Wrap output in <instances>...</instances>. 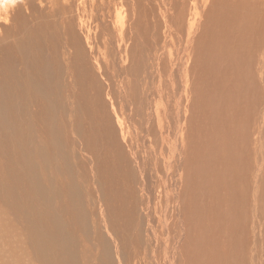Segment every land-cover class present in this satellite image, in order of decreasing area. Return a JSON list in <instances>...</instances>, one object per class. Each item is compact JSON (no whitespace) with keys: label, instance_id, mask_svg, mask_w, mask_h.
Returning a JSON list of instances; mask_svg holds the SVG:
<instances>
[{"label":"bare ground","instance_id":"obj_1","mask_svg":"<svg viewBox=\"0 0 264 264\" xmlns=\"http://www.w3.org/2000/svg\"><path fill=\"white\" fill-rule=\"evenodd\" d=\"M33 1H35V0H27V1L25 0V3L18 4L16 6V8L14 9V11L11 13V21L13 20L12 22H14L13 27L18 26L17 27L18 31H16V32H18L17 34H15L16 32L11 34L12 32L10 30H8L9 32L6 33V31L8 29V27L4 26L6 24L2 25V23H1L2 26L0 25V27L2 28V30L0 31V64H3V67H1V73H0V130L2 132H3V127L7 126V125H5V121H8V123H9L8 127H9V129L12 130V133H14V131L17 130V128L19 127L18 122H19L21 116L23 115V109L25 107V106L22 107L19 104V106L22 107V108L20 107L21 110H19V113H20L19 114L17 103L20 100L19 96L21 97L22 91L20 89L21 78L19 80L20 75H19V71H17L15 68V65L17 62L15 60L21 59V63L23 65L22 67L24 68V71L23 72L21 71V72L23 74H25V77L23 76L25 78V81H24L25 86H28L32 92H35L36 95H34V96H37L38 98H40V100H42V102H43V100L46 102L45 99H48L47 96H49L48 94L51 92L50 89H51V86L53 85L52 83L54 81L56 82V80L59 77L58 76L56 78L57 74L58 73L63 74V72H66L65 76H68V79L67 80L63 79L64 81H66V84H63V85L66 86L67 88H68V85H70V87L68 89H70V92L73 91V93H70L71 98L73 96V99L77 100L76 103L73 101L74 107H73V110L71 111V113L73 115H76L78 110L82 111L84 113L83 117H84L85 124H86L85 128H83V129L79 128V132L81 131L80 139H82V145H81V148L79 149V152L80 153L83 152L86 154L89 152V150H91V147H93L94 149L97 148L98 145H96L95 142L98 143L99 141H102V144H103L102 148L104 149L105 152H107V154L105 156H103V160H102V162L99 163V165L102 166V164H104L105 166H107V168H109V170H110L109 176L110 175L115 176L116 173L118 171H121V170H122L121 172L123 173V175L125 177L128 176L127 174L130 171L132 161L138 163V156H139V149H140L139 148L140 147L139 140H142V139H140V135H139V137L133 138L131 131H126L127 133L126 132L123 133L124 131L122 130V125H124V124L122 123L121 117H119V114L117 113V110H116L117 107H116V103L114 100V93L110 90L102 92V89L100 87L103 84L101 86L99 85L100 86L99 87L98 83H97V76L98 75H96V73L100 71L102 63L100 65L99 61L97 60V57L96 58L92 57L93 49H94L93 48V40L98 38V33H100L101 36L108 35V38L106 39V41H108L109 43L112 44L113 43V39H112L113 34L111 32V34L109 35V30H111V31L113 30L114 33L115 32L117 33V35L120 34L121 33L120 30H122L123 24L125 23V19L127 17L129 19L128 20L129 24L128 23L127 24L130 27V30H128L129 31V40L128 41H130V49L129 50L133 55V60H132L130 67L135 66L133 68L134 70H131L132 72L137 71L135 69H137L139 67V65L136 64V60H135L136 51H137L138 57L143 58L145 55H148L150 60H151V69L156 68L157 69L156 72L160 71L161 66L163 65V64L161 65V62H162V60H165V59H163V55H164L163 49H164V47H166L168 45L167 40H165L164 43L161 44V46H160L161 49L158 47V41H159L160 37L162 36L160 33L162 32V34L164 33V35H165V33L167 32L166 34L169 35L170 33L173 32L174 29H176L177 31L180 29V30H182V33L183 32L186 33V42H187L188 46L191 47V49L194 52H199L201 54L205 53V55L208 54L207 56H210L212 58L211 59V65H210L211 72H209L210 71L208 69L209 66L206 64L208 72L211 75V76L210 75H208V76L211 77V80H210V78L205 76L206 78L209 79V84H210V86L207 87V89L211 87L210 89H208V90H211V92H210L211 94L209 97L213 101V105H212L213 109H211V111H210L211 117H216L218 115H222V117H224L225 116L224 114H226L225 111H228V109H224L225 107H227V106L224 107V105H226L227 102H226V104H224L222 106L221 103H217L218 101L216 99H214L215 98L214 95L216 96V93L224 94V90L228 86L233 85V84L238 83L237 87H238V85L240 87L241 82H244V81H246V84H248L247 90L249 92H256L258 96L261 95L263 97L262 98L260 96L263 99V100H260V102H261V104H263L262 109H264V88H263L261 94H259V92H258L259 86L264 87V78L262 77V72H261V67H260V59L264 57V0H201V4H199L197 2V0H192V1L174 0L173 2L171 0H165L166 10H164V12H161V20L159 17L156 16L157 10L153 6V4H154L153 0H152V4H150V5H148V3H147V7H146V4H142V0H119V3H117L118 0H68V1L67 0H44L47 3L51 2L49 5H47V3L43 1L44 3H46V5L45 4L44 5L47 8L43 7L44 5L41 6L42 5L41 1H38V3H36L35 5H34ZM148 1L151 3V0H148ZM161 1L163 3V0H161ZM189 2H190V4H189ZM176 3H178V5ZM118 4H120V5H118ZM90 5H96V8L94 9L95 10L94 12H92V10L90 11L87 9L88 11H90V14L87 15L86 14L87 11H86L85 7H87V6L89 7ZM53 7H54V9H53ZM44 8H46V9H44ZM55 11H59V13H61V17L59 18L60 20L59 21L57 20L58 22L52 18V15L54 13L55 14L57 13ZM168 11H169V13H171L170 15L168 14ZM159 12H160V10H159ZM85 15L88 17L85 18ZM57 17H56V19H57ZM90 17H91V20H89ZM93 19H97V20H93ZM123 20H124V23H123ZM26 21H29V24ZM92 22H94V26H92L93 28L89 25ZM162 28H163V30H162ZM194 32H196L195 33L196 36H194ZM1 33L3 35H1ZM117 35H116V37H117ZM118 38H117V41H118ZM165 38H167V37H165ZM119 39H121V38H119ZM128 41L126 40V42H128ZM147 42H148V45H147ZM106 44H108V43H106ZM116 47H117V54H121V52L120 53L118 52V50L121 49L120 44L118 43V45ZM123 49H125V48H123ZM95 51H96V49H95ZM121 51H124V50H121ZM125 55L127 57L126 52H125ZM88 56H90L92 60ZM126 57H124V60H122V56L120 57V60H121L120 62L122 65L125 63ZM200 62H203L202 58H201ZM171 64H172V62H171ZM190 65L192 66V64H190ZM206 65H205V67H206ZM244 66L247 67L245 69V71H244ZM241 67H243V68H241ZM102 68H103V65H102ZM145 68H146V66L143 67V69L141 70L143 73H146L145 71H143V70H146ZM207 69H205V70L207 71ZM151 71H149L147 73H150ZM199 71H200V69H199ZM116 72L118 73V71H116ZM208 72H207V74H208ZM226 73H231L233 75L235 74L236 76L235 75L234 76L237 78V80L233 79L234 81H232L231 78L230 79L227 78L228 76L226 77ZM245 73H246V75L244 76L245 77V80H244L243 74H245ZM119 74H121V73H119ZM161 75H163V73ZM242 77H243V81L241 80ZM124 78H126V77H124ZM124 78H120L118 81L119 83L116 84L120 88L124 87V84H123ZM174 78H175V76H174ZM177 78H178V75H177ZM182 78H184V76H182ZM206 78L204 81H205V83H208V82H206L207 81ZM54 79H56V80H54ZM152 79H154V78H152ZM22 80H23V78H22ZM182 80H184V79H182ZM183 82L184 81H182L181 83H183ZM173 83L174 82H172V85H173ZM197 84H198V82H197ZM203 85H205V84H203ZM53 86H55V85H53ZM145 86L146 85H144V87H143V91H144ZM179 86L182 87L181 85H179ZM207 86H208V84H207ZM150 87H151V85H150ZM203 87H205V86H203ZM116 88H118V87H116ZM174 88H175V86H174ZM231 88L232 87H230V90H231ZM244 88H245L244 89V91H245L247 87H244ZM159 89H160V87H159ZM26 90H27V87H26ZM74 90H76V92H74ZM189 90H191V89H189ZM247 90L245 91V93H247ZM31 91H30V94H31ZM126 91H127V89L125 91H120V95L125 94ZM232 91H234V90H232ZM24 92H25V90H24ZM141 92H142V90H141ZM146 92L144 91V93H146ZM154 92L152 94H154ZM163 92H159V96L157 94L158 100H161V99H163V97H165L166 98L165 105L167 104L168 106H173L175 104L176 108H178V104L180 103V99H182V95L178 94V91H173L171 93H167V92L163 93ZM234 93L236 94V92H233V93L230 92L229 93V91H228L227 94H228V96H230ZM133 94H137V93L134 92ZM27 95L25 93V96H27ZM234 95H232V96H234ZM29 96L30 95H28L27 97H29ZM144 97H145V95H143L142 101L144 100ZM188 97H189V95H188ZM221 97H223V96H221ZM31 99L33 100L32 96H31ZM31 99H29V100H31ZM232 99H236V98L231 97V100ZM29 100L28 101L26 100L27 102L26 101L25 102L28 104V102L30 103ZM238 100H239V98H238ZM20 101H23V100L21 99ZM149 101H150V98H149L148 102ZM234 101L236 102V100H234ZM25 102H24V105H25ZM34 102H35V100H34ZM34 102L32 101V104ZM120 102H121V104L118 103L120 105L119 110H120L121 114H125L126 109H125V106L122 102V98H120ZM240 102L241 103H238V104H242V101H240ZM255 102H256V100H255ZM130 103H132V105L128 106L127 117L129 119V122H131V127L134 129V132H135L138 130V128L136 129L135 124L137 121L142 120L141 118H143L142 117L143 112L141 113V115L138 118H136L135 113H134V109H132V108H134L133 107L134 102L131 100ZM161 103H162V100H161ZM144 104L146 105V102ZM238 104L234 103L233 105H235V107L237 108ZM165 105H162V111L164 112V110H165L167 117H168L166 119L164 118V115L161 114V112L158 113V109L160 107H155V110L153 109L151 111H150L149 106L147 108H145L147 110V113H148V118H146L147 119V123H146L147 125L145 127L146 134L143 136L142 146L143 145L146 146L145 145L146 142H144V141H145V139H147V140H149V147H147V148L145 147V150H143L144 158L142 159L143 162H141V163H144V165H145V163H147L148 166H147V169H146V167L144 168V166H141V167L138 166L139 170H138V168H136L139 171L138 173H139L140 180H141L139 182V187H138V190L140 191V198H137V199L129 198V195H130L129 194L128 196H126L127 197L126 199H128L130 204L134 203L133 201L139 200L141 202V208H142V205H144V210L146 212L147 219H148V226H146V227H144L138 231V233L143 237L144 242L149 243V242L154 240L155 244H157L159 239L162 240L160 242L162 247H155L152 249L153 250V251H151L152 258H151V261L149 262V264H188L189 262L186 260L187 256H186L185 252L183 251V247H185L186 244L190 243V241L188 242L189 236L187 237L188 228H187L186 221L189 222V220H188L186 210L192 211L193 213L196 212V214H199V210L204 211L205 214L207 212L211 213L210 210H212V211H213V209L216 210V206H217L216 204L217 203L215 201L211 203L212 198L205 197V198H198L195 206H193L194 205L193 201H189V208L186 210L182 206L181 199L184 200L185 198H180V195L182 194L181 187H182V184L185 182L186 172L188 171L187 169L189 166L188 165V162H189L188 155L189 154L187 155V153H188L187 149L189 147L186 148L187 145H186V143H184V138L181 136L182 135V132H181L182 128L178 124L179 122H178L177 114L172 113V111H171L172 109L170 107L167 108ZM217 105H221L223 108L219 107ZM208 107H209V105H208ZM239 107L240 106H238L237 109H240ZM244 107H245V105H244ZM143 109H144V107H143ZM251 109L252 108H250V110ZM205 110H207V109H205ZM152 111H154L155 114H153ZM165 112H164V114H165ZM202 112H205V111H202ZM207 113H208V110H207ZM152 115H153V117H152ZM242 115H243V113H242ZM253 115H252V118L256 114L254 116ZM263 115L261 113V116H263ZM112 116L114 119L111 118ZM154 117L156 118L155 121H154V119H155ZM189 117H191V116H189ZM229 117L232 118L231 116H229ZM111 119L115 120V122H116V125H117L118 130H119V135H120L119 137H121V142L124 143L123 144L124 146L118 140L119 138L116 137V132H115L116 129L114 128ZM21 120H22V118H21ZM164 121H166V123H164ZM258 121H259V119H258ZM254 122H255V120H254ZM140 123L141 122H139L138 124H140ZM142 123H144V121ZM163 123L165 124V127L163 126ZM201 123L202 122H200V124ZM156 124H157V126L160 127V128H158V129H160L159 142L157 140H154L155 139L154 138L155 133L152 131L154 125H156ZM197 124H199V123H197ZM197 124H196V126H197ZM212 124L215 125L214 122H212ZM235 124H236V122H235ZM238 124H240V122ZM257 125H258V123H257ZM91 126H94V130L93 129L91 131L86 130V128H89ZM144 126H145V124H144ZM201 126H202V124H201ZM192 127H190V128L192 129ZM222 127H223V130H226V126L223 125ZM19 128L24 129L22 124H21V127H19ZM163 128H164V130H163ZM9 129L7 128V131ZM25 129H26V127H25ZM188 129H189V127H188ZM199 129H200V127H199ZM185 131H187V130H185ZM195 131H194V133H195ZM197 132H199V131H197ZM204 132H205V130H204ZM261 132H264V131H261ZM17 134L20 138L18 139V137H16L17 135H15V137H16V139H18V144H19V148L21 150V154L23 153V156L20 154V159L23 162H25L28 157L31 158L33 155H35V153L32 151V154L30 156V152L27 149V148H29L28 143H30L29 140L27 141V139H26L27 136L29 135V134L27 135V131L26 130L18 131ZM188 134H189V132H188ZM9 136H11V134ZM147 136H149V139ZM201 138L203 139L201 141V144H202V142L204 141V138H203V136ZM217 138H219V137H217ZM257 138H258V136H257ZM60 139H62V138H60ZM102 139H104L105 141H103ZM208 139L209 138H207L206 140L208 141ZM258 139H260V138H258ZM151 140H154V141H151ZM4 141H5V139H4ZM195 141H197V140L195 139ZM195 141L193 143H196ZM198 141H199V139H198ZM257 141H259V140H257ZM6 143H7V141H6ZM60 143H62V142H60ZM63 143L65 144V141ZM198 143H200V141ZM21 144H22V146H21ZM37 147H39V146H37ZM218 149H219V147H218ZM250 149L251 148H249V150ZM254 149H255V147H254ZM257 149H258V147H257ZM2 150H3V144L0 145V151L2 152ZM38 151H40L44 156H47L46 153L48 151L47 152H45L43 150L42 151L38 150ZM1 152H0V155H1ZM258 152L260 153L261 151H258ZM205 153H206V151H205ZM208 153H211V152L209 151ZM259 153H258V155L256 154V160L258 161L257 167H254V169H253L252 167L247 166V167H249L250 170L252 168V170L249 172H250V174H252V176L256 182V188L253 191L257 194V198L255 196H253V198H250V199L248 198L245 202V210L242 209L243 211H240L241 213L238 216H234V215L231 216V219H235L234 222H236V220L240 221L239 224L237 223L239 226L236 227V224H235V226L233 225V228H235L237 230V232L239 231L238 235H239V233L241 234V236L239 235V237L236 238V241L234 243L239 244L241 247H245V249H243V250H246V253H245V251L242 253H245V255L247 254L246 259L239 258L240 260H237L238 264H259L261 261L264 262V256L260 255V252H258V254H256V252L254 251V250H256L257 247H259L262 236L264 234V231H263L264 223L263 222L256 223L253 221V217H254V214L256 211V205L255 204L258 203V200L264 202V193H263L264 186L260 184L263 170L259 169ZM250 154H252V153H250ZM253 154H254V152H253ZM244 155H243V157H244ZM252 156H254V155H252ZM246 157L247 156L245 155V158ZM216 158H218V157H216ZM216 158H213L209 155H204L198 161V163H206L207 164L205 166L207 169L206 175H208L212 171V169H213L212 162ZM248 158H246V159H248ZM251 158L250 159L252 161L253 157H251ZM84 159H86L90 163H94L95 161H99L97 155L96 156L95 155H86L83 158V161H84ZM99 159L101 160V158H99ZM250 159H248V160L251 164ZM260 160H262V159H260ZM234 161H232V162H234ZM238 162H240V161L238 160ZM234 163H236V161ZM247 163H248V161H247ZM261 163H262V161H261ZM66 164H67V162H66ZM226 164H228V163H226ZM237 165H239V164H237ZM229 166L227 165V167H229ZM240 166H243L242 163L240 164ZM227 167L224 170L227 171V174L229 176L233 174V176L235 178L236 175H234V174H237L238 172L237 173H235V172L238 171V169L240 170V168H238V166H237V168L235 169V172L233 171V173H230L229 172L230 167L228 169H227ZM28 168L31 169V166ZM197 169H198V167H197ZM197 169H196V171H197ZM199 169L203 170V167H199ZM241 169H242V167H241ZM218 170H219V168H218ZM101 173H103V172H101ZM241 173H243V172H241ZM220 174H222V173H220ZM246 174H248V173H245V175ZM194 176H196V175L194 174ZM197 176L199 178V175H197ZM219 176H221V175H219ZM233 176H231V177H233ZM187 178H189V177H187ZM223 178H222L223 180H226L225 177H223ZM247 178L249 179V176ZM211 179H212V177H211ZM33 181H35L34 184H36V185L34 186V188H31V191L34 192L36 190L39 195H43L44 190L38 185V183L40 184V179L35 178L31 182H33ZM107 182H108V180L104 182V184L101 188V196L102 197L101 196L99 197V198H108V195H110L109 200H107V199L102 200V205H104L103 207L100 204L101 209L104 212V217H103V222H102L103 226H104L103 228H105V231L111 237L115 236V239L117 240V243H115V247H116L115 253L117 256H119V254H120L121 255L120 258H125L123 261V264H125L126 262H127L126 264H137V260L140 258H144V256H142V255L147 254L146 253L147 248L146 247H144V248L135 247L132 249V253H131L132 256H129L127 254L128 253L127 248L124 247V244L126 241V236L123 235L124 232H123V229H121L122 228L121 224L118 223L120 217H118V214H115L116 210H119V209L126 207L127 202L124 200V198H119L120 200L118 198H112L113 196L107 192ZM187 182H189V181H187ZM247 182H248L247 185L250 184L249 181H247ZM226 183L223 182V183H220V185L222 184L223 186H226ZM157 184H161V185L159 187H155ZM18 185H19V183H18ZM227 185H229V184H227ZM234 185L235 184H233V187H232L233 190H234V187H236ZM247 185L246 186L244 185V186L247 187ZM202 186H201V189H202ZM237 186H239V185H237ZM2 188H3V186H2ZM183 188H184V186H183ZM214 188H215V186H214ZM10 189H11V185H10ZM203 189H205V188H203ZM199 190H200V188H199ZM36 191H35V193H36ZM134 191H135V189H134ZM246 191L250 192L251 190L246 189ZM136 192H138V191H136ZM207 192H209V191H207ZM212 192H214V191H212ZM230 193H231V191H230ZM243 193H245V189H244ZM113 194H115L118 197H122V195H119L115 192H113ZM209 194H210V192H209ZM245 194H243V195H245ZM250 194H251V192H250ZM197 195H196V197H197ZM211 195H212V193H211ZM142 196H143V198H145V202H144V199L142 198ZM213 197H214V194H213ZM216 197L218 198V196H215V198ZM219 197H220V195H219ZM246 198H247V196H246ZM218 199H220V198H218ZM22 201H24V200H22ZM233 201H235V200H233ZM183 202L185 203V201H183ZM15 204H17V203H15ZM230 204H231V202H230ZM108 205L110 208L106 209V207H108ZM115 205H118V206L115 207ZM246 206L249 207V211L247 213H246ZM233 207H235V206L233 205ZM167 208H168V210H167ZM192 208L195 209V212ZM132 210H133V208H132ZM127 211H128V209H127ZM166 211H167V214L171 218V221H170L168 227H167V223H166ZM222 211H223V209H222ZM82 213H83V210H82ZM216 213H217V211H216ZM212 214H215V213L213 212ZM239 216H241V217L239 218ZM183 217H185V219ZM211 218L212 217L210 215L205 218L206 220H208L205 223V226L207 227V231L202 232L199 230V233H203V236L206 235L207 240L209 241V244H208L207 248L205 247L207 250L204 252V255L198 254V259H208L209 261L207 264H216V261H217L216 255L214 253L212 255V251H211L212 250L211 240L213 241L214 225L219 226L218 225L219 222L215 223V222H217L216 219H215L216 220L215 222L213 221L214 220L213 218H215V217H213L212 219ZM37 220L35 221V223L33 222L34 225H36V227H38L37 226ZM55 220H56V218H55ZM47 223H49V222H47ZM70 223H71L70 221L67 223H64V226L67 227V225ZM78 223L73 221V224L79 225ZM38 224H41V223H38ZM118 226H120L121 228H119ZM103 228H101V229H103ZM218 229H219L220 233L222 234L220 227H217V231H218ZM47 230H40V233L46 234L48 232V235H49L50 232H54L56 237H55L54 241H52L51 244H49V245L46 244L43 246L42 245L37 246L38 242H37V244H35L36 242L35 243L33 242V244H35L37 246V254L39 255V257H41V255L44 254L43 257H45V260H46L45 264H56L57 261H55V257L60 255L64 260V262L63 261H62V263L60 262L61 264H74V262L72 263V260H74L75 257L73 255L69 254L70 251H73V245L71 246V245L65 244L66 241L70 242L72 237H73V235L70 233V231L65 230L62 225L58 226V228H55L53 231H47ZM67 232H68V234H67ZM142 233H143V235H142ZM230 235L232 237V233H230ZM190 236H191V234H190ZM218 236H220V235H218ZM98 237H100V236H98ZM112 238H114V237H112ZM193 238H195V237H193ZM58 239H64L65 242L63 244L59 243L60 241L58 242ZM196 239H197V237H196ZM207 240H205V241H207ZM220 240H222V239H220ZM220 240L218 241L216 239L215 243L218 245H222V241H220ZM197 241L195 240V242H197ZM227 245H228V247H231L232 245H234L233 244V238H231L230 241H227ZM124 248H125V251L127 254L126 256H124V253H123ZM120 249L123 250L121 253H120ZM68 250H70L69 253H68ZM202 250H204V248H202ZM101 251H102V255L104 257H106V263H108V261H109L108 245L103 244V246L101 247ZM190 252H191V250H190ZM191 253H193V252H191ZM194 253H193V256H194ZM190 256H192V255H190ZM235 256H236V253H235ZM189 260H190V258H189ZM231 260H233V259L231 258ZM194 261H192V264L194 263ZM227 261H228V263L231 262L229 259ZM234 261H235V259H234ZM138 264H146V262H142V263H138ZM189 264H191V263H189ZM219 264H221V263H219Z\"/></svg>","mask_w":264,"mask_h":264},{"label":"rangeland","instance_id":"obj_2","mask_svg":"<svg viewBox=\"0 0 264 264\" xmlns=\"http://www.w3.org/2000/svg\"><path fill=\"white\" fill-rule=\"evenodd\" d=\"M38 1L42 2L41 6H43L44 4L46 5V3H47L44 0H35V1H33L34 5L36 3H38ZM43 1L46 3H44ZM171 1L173 2L174 0H171ZM189 1H192V0H189ZM197 2L199 4H201V0H197ZM50 3L51 2L47 3V5H49ZM117 3H119V0ZM147 3H148V5L152 4V0H151V3L148 0H142V4H146V7H147ZM153 3H154L153 6L157 10L156 16L159 17L161 20V12H164V10H166L165 0H163V3L161 0H155V1L153 0ZM176 4L178 5V3H176ZM189 4H190V2H189ZM45 5L43 7H46ZM118 5H120V4H118ZM90 6L85 7L86 11H87L86 12L87 15L90 14L91 10H92V12L95 11L94 9L96 8V5H90ZM46 8H44V9H46ZM53 9H54V7H53ZM87 9L90 11H88ZM159 10H160V12H159ZM55 12H57V13L56 14L54 13L52 15V18L55 19V21H57V20L59 21L60 20L59 18L61 17V13H59V11H55ZM168 14L170 15L171 13H169V11H168ZM54 15L56 17L58 15L59 16L56 19V17ZM87 17L88 16L85 15V18H87ZM89 20H91V17L89 18ZM93 20H97V19H93ZM128 20H129L128 17L125 19V23L123 20V23H124L123 28H122V30H120V32L122 34L120 33L117 35V33L116 32L114 33L113 30L112 31L109 30V35L111 34V32L113 34V37H112V39H113L112 44L113 45L111 43H109L108 41H106V39L108 38V35L101 36L100 33H98V38L93 40V48L94 49H93V54H92V57H95V58L97 57V60L99 61L100 65H101V63L103 65V68L101 65L100 71L96 73V75H98L97 76L98 86L99 85L101 86L103 84L101 87L99 86L102 89V92L110 90L114 93V100H115L116 107H117L116 110H117V113L119 114V117H121L122 123L124 124V125H122V130L124 131L123 133H125L126 131H131L133 138L139 137V135H140V139H142V140H139V142H140L139 148L140 149H139L138 163L132 161L130 171L128 172V174H127L128 176H126V177L121 172L122 170L118 171L115 176L114 175L109 176V173H110L109 168H107V166H105L104 164H102V166L99 165V163L102 162V160H103V156H105L107 154V152H105L104 149L102 148L103 147L102 141H99L98 142L99 144L95 142V144L98 145L97 148L99 150L97 148L94 149L93 147H91V150H89V152L86 154L83 152L82 153L79 152V149L81 148V145H82V139H80L81 131L79 132V128L80 129L85 128L86 124H85V120L83 117L84 113L82 111L78 110L76 115H73L71 113V111L73 110V107H74L73 101L76 103L77 100L76 99L74 100L73 96L71 98L70 93H73V91L70 92V89H68L70 87V85H68V88L63 85V84H66V81H64V80L68 79V76H65L66 72H63V74H61V73L57 74L56 78L59 76L58 79L57 80L54 79V80H56V82L54 81L52 83L56 87L53 85L51 86V89H50L51 92L48 94L49 96H47L49 100L45 99L46 102L44 100L42 102V100H40V98H38L37 96H34V95H36L35 92H32L28 86H25V83H24L25 74L22 73L24 71V68L22 67L23 65L21 63V59L15 60V61H17L15 68L17 71H19V75H20L19 80L21 78L20 89L22 91V94H21V97L19 96V98H20V100L22 99L25 102L26 100L28 101L29 99H31V96H32L33 100L32 99L31 100L33 102L35 100L36 103L34 102L33 103L34 105H33L31 100H29L30 103L28 102V104L26 103L27 102L26 101L25 105H24V102L20 101V100L19 101L21 103L19 101L17 103L18 113H19V110H21V108L23 106H25L23 109V115L21 116L22 120L20 118V120L18 122L19 127H21V124H22L24 129L18 127L17 130L14 131V133H12V130L9 129V127H8V124H9L8 121H5V125H7V126L3 127V132L0 130V145L3 144V150H2V152L0 151L1 152V155H0V264H45L46 260H45V257H43L44 254L41 255V257H39V255L37 254V246H39V245L43 246L46 244H48V245L51 244V242L54 241L56 235L54 232H50L49 235L47 232L46 233L47 235H46L45 233H40V230H47L48 229L47 231H53L55 228H58V226H61V225L64 227L65 230H69L70 233L73 235L70 242L69 241L65 242L64 239H58V242L60 241L59 243L63 244L65 242V244H67V245H71V246L73 245V251L68 250V253L70 251L69 254L73 255L75 257L74 260H72V263L74 262V264H123V261L125 258H120L121 255L119 254V256H117L115 253V251H116L115 243H117L115 236H112V237H114V238H112L105 231V228H103L104 226L102 223L103 217H104V212L101 209L102 200L103 199L109 200L110 195H108V198H99V197L101 196V188H102L104 182L107 180H108L107 192L113 196L112 198H118V199L124 198V200L127 202L126 207L119 209V210H116V212H115V214H118V217H120L118 223L121 224L122 228L120 226H118V227L123 229V232H124L123 235L126 236V241H125L124 247L127 248V252H128L127 254L129 256H132L131 255L132 249L135 247H137V248L146 247L147 248V252H146L147 254L142 255V256H144V258L138 259L137 264L142 263V262H146V264H149V262L151 261V258H152V256H151V251H153L152 249L155 247H162L160 244V242L162 240L159 239L157 244H155L154 240L149 242V243L144 242L143 237L138 233V231L140 229L148 226V219H147L146 212L144 210V205H142V208H141V202L139 200L133 201L134 203L130 204L128 199H126L127 198L126 196H128L130 194L129 198H135V199L140 198V191L138 190V187H139V182L141 180H140L138 170H139V167H141V166H144V168L146 167V169L148 166L147 163H145L146 166L144 165V163H141V162H143L142 159L144 158L143 150H145V147L146 148L149 147V140H147V139H145V141H144V142H146L145 143L146 146H144V145L142 146L143 136L146 134V131H145V127L147 125L146 124L147 123L146 118H148V113H147V110L145 108H147L149 106L150 111H151L153 109L155 110V107H160L158 109V113L161 112V114L164 115L165 119L168 118L165 110H164L165 114L162 111V105H165L166 98L163 97V99H161L162 103H161V100H158L159 92H163V91L167 92V93H171L173 91H178V94L182 95V99H180V103L178 104V108H176L175 104L173 106H168L167 104L165 105L167 108L170 107L172 109L171 110L172 113L177 114L178 122H179L178 124L182 128L181 129V132H182L181 136L184 138V143H186V145H187L186 148L189 147L187 149L188 150L187 155L189 154L188 155V158H189L188 165L189 166L187 169L188 171L186 172L185 182L182 184V187H181L182 194L180 195V198H185V199L184 200L181 199V202H182L181 204L186 210L189 208V201H193L194 202L193 206H195L198 198H205V197L212 198L211 203L214 201L217 203V204L215 203L217 205L216 210L215 209H213V211L210 210L211 213L207 212L208 214L207 213L205 214L204 211H202V210H199V214H196L194 208H192V209L194 210L195 213H193L192 211L186 210L188 220H189V222H187L185 220L187 223V228H188L187 237L189 236L188 242L190 241V243L186 244V246L183 247V251L185 252V254L187 256L186 260L191 264H192V261H194V260L195 261L193 264H207L208 263V261H209L208 259H198V254L204 255V252L207 250L206 248L208 247V244H209V241L207 240L206 235L203 236V233H199V230L202 232L207 231V227L205 226V223L208 220H206L205 218L209 215L212 218L215 217V218H213L214 222L217 220V222H215V223L219 222L218 223L219 226L214 225L213 241L211 240V247H212L211 251H212V255H213V253L216 255V258H217L216 264H219V263H221V264H235V263L238 264L237 260H240L239 258L246 259V257H247L246 256L247 254L245 255L246 250H243V249H245V247H241L239 244L234 243L236 241V238H238L239 235L241 236V234L239 233V235H238L239 231L237 232V230L235 228H233V225L235 226V224H236V227L239 226L238 224L240 221L236 220V222H234L235 219H231V216L232 215L238 216L241 213L240 211L245 210V202L248 198L249 199L253 198V196H255L257 198V194L253 191L256 188V182H255L252 174H250L249 171H251L252 168L254 169V167H257L258 161L256 160V154L258 155V153H259L258 151H261L259 153V169L263 170L260 184L264 186V166H263L264 165V162H263L264 161V158H263L264 157L263 156L264 155V148H263L264 147V145H263L264 144V132H261V131H264V127H263L264 126V115H263L264 109H262L263 104H261V102H260V100H263L262 99L263 97L261 95L260 96L262 98L260 96H258L256 92H249L247 90L248 84H246V81L241 82L240 87H239V85L237 87L238 83L230 85L224 90V94L226 93L225 95L222 93H216V96L214 95V97H215L214 99H216L218 101L217 103H221L222 106L224 104H226V102H227L228 105L227 104L224 105V107L227 106L224 109H228V111H225L226 114H224L225 115L224 117H222V115H218L216 117H211L210 111H211V109H213V107H212L213 101L209 97L211 94L210 93L211 90H208V89H210L211 87L208 89H207V87L210 86L208 78H210V80H211V77H210L211 75L209 74V72H211L210 65H211V59L212 58L210 56H207L208 54L205 55V53L201 54L199 52H194L191 49V47L188 46V44L186 42V33L185 32L182 33V30H180L179 28H178L179 32L176 29H174L173 32L170 33L169 35L166 34L167 32L165 33V35H164V33L162 34V32L160 33L163 37L162 36L160 37V39L158 41V47L161 49L160 46H161V44L164 43L165 40H167V44H168V45L166 44L167 46L164 47V49H163L164 50L163 59H165V60H162V62H161V65L162 64L163 65L161 66L160 71L156 72L157 71L156 68L151 69V60H150L148 55H145L143 58L138 57L137 51H136L135 60H136V64L139 65V67L137 69H135L137 71L132 72L131 70H134L133 68L135 66L130 67L132 60H133V55L129 50L130 49V41H128L129 40V31L128 30H130V27L128 26V24H129ZM12 21H11V24L9 23V24L4 25V26L8 27L6 33L9 32L8 30H10L12 32V33L10 32L11 34L18 31V28H17L18 26L13 27L14 22H12ZM26 22L29 24V21H26ZM0 25H1V23H0ZM2 25H3V23H2ZM89 25L91 27L94 26V22L90 23ZM1 30H2V28L0 29V31ZM162 30H163V28H162ZM17 33L18 32H16L15 34H17ZM195 33L196 32H194V36H196ZM1 35H3V34L1 33ZM116 35H117V37H116ZM118 37L121 39H119ZM165 37H167V38H165ZM117 38H118V41H117ZM126 40L128 42H126ZM106 43H108V44H106ZM118 43L120 44V47H121V49H119L118 52L119 53L121 52V54H117V47L116 46L118 45ZM147 45H148V42H147ZM122 47L125 49H123ZM95 49H96V51H95ZM121 50H124V51H121ZM125 52L127 54V57L125 55ZM120 55L122 56V60H124V57H126L125 63H124L125 65L121 64V62H120L121 56ZM88 57L91 59L90 56H88ZM201 58H202L203 62H200ZM171 62H172V64H171ZM190 64H192V66ZM206 64L209 66V68H208L210 70L209 72H208ZM205 65H206V67H205ZM145 66H146V68H145L146 70H143V71H145L146 73H143L141 70ZM1 67H3V64H0V73H1ZM260 67H261L262 77L264 78V57L260 59ZM241 68H243V67H241ZM246 68L247 67L244 66V71ZM199 69H200V71H199ZM205 69H207V71ZM116 71H118V73ZM149 71H151V72L147 73ZM207 72H208V74H207ZM119 73H121V74H119ZM162 73H163V75H161ZM177 75H178V78H177ZM208 75H210V76H208ZM234 75L231 73H226V77L228 76L227 78H229V79L231 78L232 81H234L233 79L237 80V78L235 77L236 75L235 76ZM245 75H246V73L243 74V77ZM174 76H175V78H174ZM182 76H184V78H182ZM205 76H207L208 78H206ZM124 77H126V78H124ZM243 77L241 79L242 81H243ZM22 78H23V80H22ZM120 78H124V80H123L124 87L123 88H120L118 85H116L119 83L118 81ZM152 78H154V79H152ZM205 78L207 80L206 82H208V83H205V81H204ZM182 79H184V80H182ZM181 80L184 82L181 83L182 82ZM244 80H245V77H244ZM172 82H174L173 85H172ZM197 82H198V84H197ZM203 84H205V85H203ZM207 84H208V86H207ZM144 85H146L145 86L146 89L144 88V91L145 92L147 91L146 93H144V91H143ZM150 85H151V87H150ZM179 85H181L182 87H180ZM174 86H175V88H174ZM203 86H205V87H203ZM26 87H27V90H26ZM116 87H118V88H116ZM159 87H160V89H159ZM230 87H232L231 90H230ZM244 87H247L246 90H247L248 94L245 93L246 90L244 91V89H245ZM263 88H264L263 86L258 87L259 94L262 93ZM126 89H127L126 93L120 95V91H125ZM189 89H191L192 91ZM24 90H25V92H24ZM141 90H142V92H141ZM232 90H234V91H232ZM30 91H31V94H30ZM228 91H229V93L230 92L231 93L236 92V94L234 93L235 95L232 94L234 96L230 95L232 98H236V99H232L233 100L232 101L231 97L228 96V94H227ZM74 92H76V90H74ZM134 92L137 94H133ZM153 92H154V94H152ZM25 93H26V95L27 94L30 95L29 96L30 98L27 97L28 95L25 96ZM157 94H158V96H157ZM143 95H145V97H144V100L142 101ZM188 95H189V97H188ZM221 96H223V97H221ZM120 98H122V102H123L125 109H126L125 114H121V112L119 110V106H120L119 104H121ZM149 98H150V101L148 102ZM238 98H239V100H238ZM131 100L134 102L133 103L134 108H132V109H134L135 117L138 118L141 115V113L143 112V115H142L143 118H141L142 120L137 121L135 124L136 129L138 128V130L135 132H134V129L131 127V122H129V119L127 117L128 106L132 105V103H130ZM234 100H236V102ZM255 100H256V102H255ZM240 101H242V104H238V103H241ZM145 102H146V105L144 104ZM153 102L154 103L156 102V103L154 104ZM234 103L238 104V106H240L239 107L240 109H237L238 106L236 108L235 105H233ZM19 104L22 107L19 106ZM208 105H209V107H208ZM221 105H217V106L222 107ZM244 105H245V107H244ZM143 107H144V109H143ZM249 107L252 109L250 110ZM205 109L208 110V113H207V110H205ZM202 111H205V112H202ZM152 113L155 114L154 111H152ZM242 113H243V115H242ZM252 113L254 115L255 114L256 115L254 116ZM261 113L263 116H261ZM252 115L254 116L253 118H252ZM189 116H191V117H189ZM229 116H231L232 118H230ZM152 117H153V115H152ZM111 118L114 119L113 116ZM258 119H259V121L260 120L261 121L259 122ZM155 120H156V118L154 119V121ZM254 120H255V122H254ZM143 121H144V123H142ZM199 121L202 122L201 124L203 127L201 126ZM139 122H141V123L138 124ZM212 122H214L215 125H213ZM235 122H236V124H235ZM239 122H240V124H238ZM164 123H166V121H164ZM164 123H163V126L165 127ZM197 123H199V124H197ZM257 123H258V125H257ZM112 124H113L114 128L116 129V131H115L116 137L119 138L118 140L123 145L124 143L121 142V137H119L120 136L119 130H118V127L116 125L115 120H112ZM144 124H145V126H144ZM196 124H197V126H196ZM223 125L226 126V130H223V127H222ZM198 126L200 127V129ZM25 127H26V129H25ZM188 127H189V129H188ZM190 127H192V129ZM7 128L9 129L8 131H7ZM158 128H160V127L157 126V124H156V125H154L152 131L155 133V136H154L155 139L154 140H157L159 142L160 129H158ZM92 129L94 130V126L86 128V130H88V131H91ZM203 129L205 130V132ZM23 130L27 131V135L29 134L26 139H27V141L29 140V142H30V143H28L29 148H27L30 152V156L32 154V151L35 153V155H33L31 158L28 157L27 158L28 160L26 159L25 162H23L20 159L21 150H20L19 144H18V139L20 137L17 134L18 131H23ZM163 130H164V128H163ZM185 130H187V131H185ZM194 131L196 134L194 133ZM197 131H199V132H197ZM188 132H189V134H188ZM10 134H11V136H9ZM15 135H17L16 137H18V139H16ZM202 136L204 138V141L201 144V141L203 140L201 138ZM257 136L260 139H258ZM147 137L149 139V136H147ZM217 137H219V138H217ZM60 138H62V139H60ZM207 138H209L210 140L208 139V141H207L206 140ZM4 139H5V141H4ZM195 139L197 141H195ZM198 139H199L200 143H198L199 142ZM102 140L105 141L104 139H102ZM154 140H151V141H154ZM257 140H259V141H257ZM6 141L8 144L6 143ZM64 141H65L66 145L63 143ZM194 141L196 143H193ZM60 142H62V143H60ZM21 146H22V144H21ZM37 146H39V147H37ZM218 147H219V149H218ZM254 147H255V149H254ZM257 147H258V149H257ZM249 148H251V149L249 150ZM38 150H41V151L43 150L45 152L48 151L46 153L47 156H44ZM93 150L94 151L96 150V151L94 152ZM204 150L206 151V153ZM209 151L211 153H208ZM253 152H254V154H253ZM250 153H252V154H250ZM244 154L247 156L246 158L249 157L248 159L253 157L252 161H251L252 158L250 159L251 164H250L249 160L245 158ZM21 155L23 156V153ZM86 155H95V156L97 155L99 161H95L94 163H90L86 159H84V161H85L84 162L83 158ZM204 155H209L213 158L218 157V158L214 159V161L212 162L213 169L208 175H206L207 169L205 167L207 164L206 163H198V161ZM243 155H244V157H243ZM252 155H254V156H252ZM99 158H101V160ZM237 159L242 163V165L244 167L240 166L241 163L238 162ZM260 159H262V160H260ZM234 160L236 161V163H234L235 162ZM232 161H234V162H232ZM247 161H248V163H247ZM261 161H262V163H261ZM66 162H67V164H66ZM226 163H228V164H226ZM237 164H239V165H237ZM227 165L228 166L230 165L229 166L230 168L227 167ZM30 166H31V169L28 168ZM237 166H238V168H240V170L238 169V171L235 172V169L237 168ZM247 166L252 167L251 170ZM197 167H198V169H197ZM199 167H203V170H200ZM226 167H227V169L229 168L230 173H233V171L235 173H237V172L238 173L240 172V173L234 174V175H236L235 178H234L233 174L229 176L227 174V171L224 170ZM241 167H242V169H241ZM136 168H138V170ZM218 168H219V170H218ZM196 169H197V171H196ZM101 172H103V173H101ZM241 172H243V173H241ZM220 173H222V174H220ZM245 173H248L249 175L248 174L245 175ZM194 174L196 176L199 175V178H198V176L197 177L194 176ZM219 175H221V176H219ZM231 176H233V177H231ZM248 176H249V179L247 178ZM187 177H189V178H187ZM211 177H212V179H211ZM223 177H225L226 180H223L224 179ZM35 178L40 179V184L38 183V185L44 190L43 195H39L36 190H35L36 193H35V191L34 192L31 191V188H34V186L36 185V184H34L35 181L31 182ZM186 180L189 182H187ZM247 181H249L250 184L247 185V183H248ZM223 182H225V183L227 182L226 186H223L222 184L220 185V183H223ZM18 183H19V185H18ZM227 184H229V185H227ZM233 184H235L234 186H236V187H234V190L232 188ZM10 185H11V189H10ZM160 185L161 184H157L155 187H159ZM237 185H239L240 187ZM244 185L245 186L247 185V187H245ZM2 186H3V188H2ZM183 186H184V188H183ZM201 186H202V189H201ZM214 186H215V188H214ZM199 188H200V190H199ZM203 188H205V189H203ZM248 188L251 190L250 191L251 194L249 191H246V189L249 190ZM134 189H135V191H134ZM244 189H245L246 194L243 193ZM136 191H138V192H136ZM207 191H209L210 194ZM212 191H214V192H212ZM230 191H231V193H230ZM113 192H115L119 195H122V197L116 196L115 194H113ZM211 193H212V195H211ZM263 193H264V189H263ZM213 194H214V197H213ZM243 194H245V195H243ZM196 195H197V197H196ZM219 195H220V197H219ZM221 195L222 196L224 195V196L222 197ZM215 196H218V198H220V199H218L217 197L215 198ZM246 196H247V198H246ZM142 198H143V196H142ZM143 199L145 202V198H143ZM22 200H24V201H22ZM233 200H235V201H233ZM183 201H185V203ZM230 202L232 205L230 204ZM15 203H17V204H15ZM233 205L235 207H233ZM255 205H256V211H255V214L253 217V221L256 223H259V222L264 223V202L258 200V203ZM103 206L104 205H102V207ZM117 206L118 205H115V207H117ZM108 208H110L109 205H108V207H106V209H108ZM132 208H133V210H132ZM127 209H128V211H127ZM222 209H223V211H222ZM82 210H83V213H82ZM167 210H168V208H167ZM216 211H217V213H216ZM248 211H249V207L246 206V213ZM213 212L215 214H212ZM240 217L241 216H239V218ZM55 218H56V220H55ZM183 218L185 219V217H183ZM36 220H37V226L38 227H36V225H34ZM69 221L71 223L68 224L67 227H65L64 223H67ZM73 221H75L77 223L79 222L78 223L79 225L73 224ZM170 221H171V218L167 214V211H166L167 227H168ZM47 222H49V223H47ZM38 223H41V224L43 223V224L41 225ZM217 227H220L222 234L220 233L219 229L217 231ZM101 228H103V229H101ZM263 231H264V229H263ZM230 233H232V237H231ZM67 234H68V232H67ZM190 234H191V236H190ZM142 235H143V233H142ZM218 235H220V236H218ZM98 236H100V237H98ZM192 236L195 238H193ZM196 237H197V239H196ZM215 238L218 241L220 239H222V240H220V241H222V245L216 244ZM231 238H233V244L234 245H232L231 247H228L227 241H230ZM204 239L207 241H205ZM195 240L196 241L198 240V241L195 242ZM33 242L34 243L36 242L35 244H37V242H38L37 246L35 244H33ZM103 244L108 245V250H109V253H108L109 261H108V263H106V257H104L102 255L101 247L103 246ZM200 244L201 245L203 244L204 246L203 245L201 246ZM202 248H204V250H202ZM190 250L193 253L196 251L194 253V256H193V253L190 252ZM122 251L123 250L120 249V253ZM244 251H245V253H242ZM254 251L256 252V254H258V252H260V255L264 256V234L262 236L259 247H257L256 250H254ZM123 253H124V256L127 255L125 248H124ZM235 253H236L237 257L239 256L238 258L235 256ZM190 255H192V256H190ZM189 258H190V260H189ZM231 258L233 260H231ZM228 259L231 261L230 263H228V261H227ZM234 259L236 262L234 261ZM55 261H57L56 264H61L62 261L64 262L63 258L60 255L55 257ZM259 264H264V262L261 261Z\"/></svg>","mask_w":264,"mask_h":264},{"label":"clouds","instance_id":"obj_3","mask_svg":"<svg viewBox=\"0 0 264 264\" xmlns=\"http://www.w3.org/2000/svg\"><path fill=\"white\" fill-rule=\"evenodd\" d=\"M25 3V0H0V23H11V13L18 4Z\"/></svg>","mask_w":264,"mask_h":264}]
</instances>
